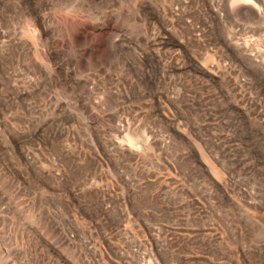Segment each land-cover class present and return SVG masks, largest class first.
Instances as JSON below:
<instances>
[{
    "label": "rangeland",
    "instance_id": "obj_1",
    "mask_svg": "<svg viewBox=\"0 0 264 264\" xmlns=\"http://www.w3.org/2000/svg\"><path fill=\"white\" fill-rule=\"evenodd\" d=\"M0 264H264V0H0Z\"/></svg>",
    "mask_w": 264,
    "mask_h": 264
}]
</instances>
